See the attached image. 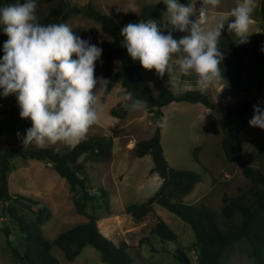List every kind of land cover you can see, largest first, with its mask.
Segmentation results:
<instances>
[{"label":"rangeland","instance_id":"rangeland-1","mask_svg":"<svg viewBox=\"0 0 264 264\" xmlns=\"http://www.w3.org/2000/svg\"><path fill=\"white\" fill-rule=\"evenodd\" d=\"M64 1L68 4L67 9L73 7L83 9L86 5L92 4L96 9L109 14L120 29L130 23L127 18V13L130 11L140 13L148 4H160L162 13L166 11L163 0ZM180 2L190 3L197 10L201 6V0H180ZM259 3L260 0H257V5ZM51 6L52 4L43 6L44 14L48 13ZM235 6L236 0H221L218 8L210 13L209 23H214L218 19H227L225 10ZM257 14L260 17V9H255L253 13L252 19H257L259 25L257 27L253 24V27H250L251 35L248 41L258 35H253V31L255 28L259 31L263 20L262 17L256 18ZM195 18V16L190 17L192 20ZM233 20L229 19V22ZM161 21L162 15L159 18V22ZM64 23H67L73 32H83L98 43L103 49L102 55L116 46L115 40L102 30L100 22L87 17L83 12H69ZM184 35L187 33L181 32L174 38L179 39ZM178 55L174 56L173 64H175ZM119 64L120 60L115 56L108 65L96 68L95 76L106 78L118 69ZM139 67L143 79L155 95L165 88L170 89V78L167 74L161 79L154 69L148 71L140 63ZM234 67V65L220 67V72H227V82L238 84V70ZM174 72L177 73V71ZM253 77V79L246 77L245 79L257 83L256 94L250 95L244 92L243 95L236 96L233 90L235 86L231 83L227 85L220 83L204 93L209 96L218 109L227 105L236 107L244 100L253 97L264 98L257 94L258 91L264 89V78L258 79L255 75ZM192 80L194 82L195 78L193 77ZM97 87L99 88L100 85L98 84ZM181 89L190 88L173 91ZM128 92L120 81L108 94H103L101 102L106 100L108 106L102 113L101 119L92 125L87 133L86 137H105L110 144V152L103 161H93L86 155L78 159V163L84 164V171L90 178L89 192L95 196L87 204L85 213L77 212L74 204V197L82 194L81 189L77 188L73 192L66 179L58 174L52 164L43 160H24L22 158L13 160L14 166L9 174V190L13 195L22 194L39 201L50 209L51 218L43 225V232L50 240H54L58 234L67 229L87 222L89 216H95L98 219L100 231L106 237L117 245L123 241L128 244L132 264H181L174 256L177 247L184 250L191 264H196L198 251L194 232L180 217L157 203L153 204L154 212L141 220L135 219L127 212L128 205L145 202L155 194L162 184L159 174L152 172L151 156L138 157L135 151L137 142L149 139L154 133L156 126L154 109L145 105L141 110H127L124 117L112 115L113 109L119 114L123 112L124 108L118 104L121 102V97ZM1 99L0 152L6 147L22 146L17 133L23 135L26 129L32 126V124L12 118V107L18 105L15 95L6 98L1 95ZM197 104L198 106L189 102H172L163 108L167 124L162 129V146L171 167L194 170L202 176V180L194 190L184 197V202L206 204L220 211L223 206L224 194L237 196L242 192L241 189H247L251 185V181L243 175L242 169L237 163L227 162L221 147L223 130L229 120L228 115L218 109H211L201 103ZM253 115L254 113L245 118L234 119L232 128L243 144V158L248 161L249 165L256 166L259 164V155L264 153V129L249 125V120ZM52 146L57 151L64 153L74 145L67 146L58 142ZM196 148H199V161H196L194 157ZM17 205L18 212L28 218L33 217L30 211L19 204ZM6 208L7 203L0 201V264H12L15 261L3 227H8L10 230L11 244L22 249L21 234L17 222L7 213ZM159 218L176 234V241H165L164 243L153 234L152 230ZM147 238L152 240V245L147 242L142 243V240ZM52 252L61 264H107L102 260L101 254L91 246L84 247L80 255L73 261L67 260L63 252L56 246H53ZM222 264L257 263L250 257L248 245L243 241L231 246L226 251Z\"/></svg>","mask_w":264,"mask_h":264},{"label":"trees","instance_id":"trees-1","mask_svg":"<svg viewBox=\"0 0 264 264\" xmlns=\"http://www.w3.org/2000/svg\"><path fill=\"white\" fill-rule=\"evenodd\" d=\"M24 2L26 0H0V7ZM35 2L38 6L37 15L40 17V23L45 25L64 23L69 12H83L87 17L100 22L102 30L115 40L116 46L101 56L96 62L95 69L108 65L115 56L120 60L118 69L106 77L110 84L104 95L121 81L134 98L143 100L148 108L154 109L156 125L154 133L149 139L137 142L135 151L138 157L151 156L152 172L159 174L162 184L145 202L128 205L127 212L135 219L141 220L154 212L153 204L157 203L180 217L194 232L198 251L196 264H222L226 251L243 241L247 243L249 255L255 263L264 264V153L259 155L258 165H249L248 161L243 158V144L232 128L234 119L245 118L254 113L253 105L259 103V106L264 108V98L253 97L244 100L236 107L227 105L218 109L209 96L201 93L199 89L173 91L165 88L155 95L143 79L138 61H133L128 55L122 43L121 29L109 14L96 9L92 4L86 5L83 9L78 7L67 9L68 4L64 0H35ZM51 4L48 13L44 14L43 6ZM260 13L264 20V0L260 4ZM161 15L160 4H148L140 13L128 12L127 18L130 23L154 19L158 21V26H162L159 24ZM179 33L181 32H173V37ZM74 34L100 47L83 32L75 31ZM7 40V35L0 31V59L4 54L3 44ZM218 47L224 54L219 67L236 65L247 79H253L251 73L253 66L247 63V58L264 54V51H261L264 48V32L259 33L246 44H237L235 37L228 33L227 26H225ZM1 102L0 95V107ZM172 102L201 103L211 109H218L229 117L223 130L221 147L227 162L237 163L243 175L251 181V185L247 189H241L242 192L237 196L224 194L220 211L210 205L188 204L183 200L202 180V176L194 170L171 167L165 156L162 146V129L157 121L164 117L163 108ZM118 105L122 106L121 102ZM19 111L18 105L13 106L12 118L31 124L30 120L20 118ZM126 113L125 109L121 114L115 109L112 110V115L115 117H124ZM198 150L199 148L194 150L196 161H199ZM109 152L108 140L100 136L86 137L64 153L57 151L53 146L43 150L36 147L24 150L22 146H11L0 152V201L7 203V213L17 222L21 234L22 249H19L11 244L9 228H2L15 257L12 264H61L52 252L53 246L58 247L69 261L79 256L84 247L91 246L101 254L102 260L107 264H132L128 244L123 241L117 245L106 237L100 231L98 219L95 216H89L87 222L67 229L58 234L54 240H50L43 232V225L50 220L52 215L50 209L39 201L22 194L13 195L9 190V174L14 166L13 160L18 158L43 160L52 164L58 174L66 179L73 192L77 188L81 189L82 194L74 197V204L77 212L83 214L87 204L95 196L89 192L90 178L84 171V164L78 163V159L86 155L93 161H103L108 157ZM17 204L30 211L33 217L28 218L18 212ZM152 232L164 243L177 240L176 234L161 218ZM151 241L147 238L143 239L142 243L147 242L152 245ZM174 256L181 264H191L181 247L176 248Z\"/></svg>","mask_w":264,"mask_h":264},{"label":"clouds","instance_id":"clouds-1","mask_svg":"<svg viewBox=\"0 0 264 264\" xmlns=\"http://www.w3.org/2000/svg\"><path fill=\"white\" fill-rule=\"evenodd\" d=\"M162 26L154 19L129 23L120 32L123 46L133 61L163 79L174 71L195 76L201 93L222 82L220 65L224 54L218 47L225 26L237 44L248 43L257 0H236L227 19L209 23L210 13L221 0H201L199 9L180 0H163ZM35 0L0 7V31L7 35L0 59V95H15L21 119L32 126L17 133L22 148L45 149L58 142L72 146L83 141L107 108L101 96L110 81L95 76L103 49L75 35L67 23H40ZM198 12V14H197ZM195 16L194 20L190 17ZM229 17L234 20L229 22ZM187 33L175 39L173 32ZM167 33V34H165ZM264 51V48L261 49ZM179 54L173 64V58ZM98 84L100 87L98 88ZM125 110H141L145 102L131 92L121 97ZM249 125L264 129V108L253 105ZM163 129L167 117L157 121Z\"/></svg>","mask_w":264,"mask_h":264},{"label":"crops","instance_id":"crops-1","mask_svg":"<svg viewBox=\"0 0 264 264\" xmlns=\"http://www.w3.org/2000/svg\"><path fill=\"white\" fill-rule=\"evenodd\" d=\"M260 4H261V0L260 3L257 5L256 9H260ZM221 6H225V5H221ZM231 6V5H230ZM231 8L228 7V9L225 10V14L228 18V15L230 13ZM256 18H261L258 16V14L256 15ZM229 19H234L233 17H229ZM253 24H255V26L258 27V21L257 19H252V23L250 27H253ZM261 32H264V20L261 21V25L259 27V31L255 30L253 31V35H257ZM250 41V40H249ZM247 63L251 64L253 66V69H251V73L255 76H257L258 79L264 78V54H260V55H256V56H252L247 58ZM234 68H237V80L239 81V83H235L233 84L232 82H227L226 77H227V72L223 71L220 72L221 73V77H222V82L223 84H228L231 83L235 86V88L233 89L236 93V96H241L243 95V93H249L251 94H256L255 91L258 90L257 88V83L254 82L253 80H246L243 73H241L238 69V67L236 65H234ZM174 79L172 81V83L175 85V89H180V88H190V89H198L196 87V77L193 76H183L182 74H180L178 71L177 73L174 72L173 73ZM195 78L194 82L192 80V78ZM167 84H169L167 82ZM171 86V85H170ZM257 94H260L261 97H264V89H261V91H258ZM248 96V95H247ZM174 103V102H173ZM193 104V103H192ZM195 106H198L197 103L193 104ZM201 106V105H200Z\"/></svg>","mask_w":264,"mask_h":264}]
</instances>
